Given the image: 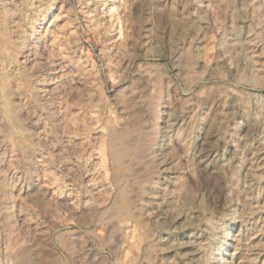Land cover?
Masks as SVG:
<instances>
[{"label": "rangeland", "instance_id": "374dc122", "mask_svg": "<svg viewBox=\"0 0 264 264\" xmlns=\"http://www.w3.org/2000/svg\"><path fill=\"white\" fill-rule=\"evenodd\" d=\"M0 198V264H264V0H0Z\"/></svg>", "mask_w": 264, "mask_h": 264}, {"label": "bare ground", "instance_id": "6f19581e", "mask_svg": "<svg viewBox=\"0 0 264 264\" xmlns=\"http://www.w3.org/2000/svg\"><path fill=\"white\" fill-rule=\"evenodd\" d=\"M41 25V24H40ZM34 26V25H33ZM33 30V29H32ZM35 32V31H34ZM31 39V38H30ZM13 65V64H12ZM2 146V145H1ZM4 147V146H3ZM8 155V154H7ZM5 169V168H4ZM5 174V173H4ZM11 174V173H10ZM8 183V182H7ZM1 199V198H0ZM3 219V218H2Z\"/></svg>", "mask_w": 264, "mask_h": 264}]
</instances>
